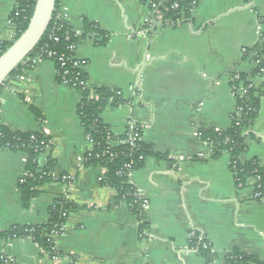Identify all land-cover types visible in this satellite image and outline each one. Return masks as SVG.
<instances>
[{
	"label": "crops",
	"instance_id": "0c3cea01",
	"mask_svg": "<svg viewBox=\"0 0 264 264\" xmlns=\"http://www.w3.org/2000/svg\"><path fill=\"white\" fill-rule=\"evenodd\" d=\"M17 6V0H0V43L14 38ZM60 6L77 36L86 23L106 36L98 45L96 34L87 35L73 53L84 63L89 89L108 90L122 101L103 110V124L115 136L130 122L139 124L141 141L172 163L147 158L129 174V184L147 202L141 223L124 203L108 209L115 193L99 185L104 170L83 167L93 145L77 115L81 94L57 82L52 61L34 60L2 88L0 124L49 138L39 164L51 155L55 180L39 188L24 210L17 184L26 155L0 150V231L45 224L49 207L63 197L82 210L70 213L52 240L74 264H226L234 250L264 263V199L256 198V181L236 186L229 155L210 159L199 139L200 130L230 128L236 111L232 74L254 69L250 59L242 60L244 51L262 46L264 58V0H196L180 25L147 34L140 32L152 13L141 0H60ZM251 81L264 93V73ZM246 133L241 160L264 167V97ZM194 234L210 244V261L192 249ZM0 257L13 264H70L49 258L29 239L0 240Z\"/></svg>",
	"mask_w": 264,
	"mask_h": 264
},
{
	"label": "trees",
	"instance_id": "16d2710c",
	"mask_svg": "<svg viewBox=\"0 0 264 264\" xmlns=\"http://www.w3.org/2000/svg\"><path fill=\"white\" fill-rule=\"evenodd\" d=\"M165 2L167 11L163 14V23L176 27L181 24L183 16H188L194 7L196 0H161ZM17 9L11 15V25L15 35L12 42L0 43V56L17 40L27 29L29 20L33 14L35 0H17ZM177 4V9L170 10V6ZM60 0H56L52 21L47 28L41 41L28 56V58L13 71L6 79L3 87L20 77L23 71L32 67L36 59L50 60L56 69L57 82L67 81V86L77 90L81 94V101L77 107V115L84 130V134L93 145L91 152L85 155L83 167H100L105 173L99 180V185L111 189L115 194L108 204V209H113L124 203L137 221L141 223L143 212L141 199L137 190L129 184V174L142 167L147 158L155 159L168 164L172 161L166 154L157 153L152 146L144 144L141 140L133 144H121L126 138L128 131L121 136H115L109 128L103 124L100 116L107 106L118 107L122 104L119 96L105 89H89L86 85V77L82 71L84 63L71 60L74 54L68 49L70 45L75 47L81 43L87 35L96 34L103 45L106 36L92 24H85V33L77 36L63 20L58 18ZM54 38L58 41L54 42ZM68 38L66 41L65 39ZM51 54V56H49ZM59 59L63 60L64 66L60 67ZM255 64L254 69L248 74L233 73L231 77V90L236 100V111L231 116V126L225 131L200 130L199 139L211 151L210 159H218L223 153L229 155V169L238 187H244L248 179L256 181L255 195L258 200L264 199V167L257 160L243 162L242 155L246 151L245 139L247 130L253 126L257 119L260 101L264 93L255 88L251 79L261 77L264 73V58L262 46L247 49L243 53L242 60H249ZM66 73V74H65ZM237 77V78H236ZM243 90V95L237 92ZM91 95L97 96V100H91ZM38 118L39 115L33 110ZM117 144L111 148L110 144ZM50 140L43 133H15L0 124V150L21 152L26 155L25 173L17 184L22 208L29 210L31 202L38 196L39 188L53 182V172L56 166L51 155H47L44 166H40V157L49 149ZM82 208L69 203L65 198H57L48 209V219L43 225L16 226L8 231H0V240L11 242L19 239H29L37 245L49 258H65L70 264L75 259L57 251L52 236L59 232L65 224L70 213L81 211ZM143 229L144 225L140 224ZM192 249L199 255L211 260V246L200 234H194L190 239ZM226 264H264L259 259L249 256L239 250H234L226 258ZM0 264H13L7 257H0Z\"/></svg>",
	"mask_w": 264,
	"mask_h": 264
},
{
	"label": "water",
	"instance_id": "95a60500",
	"mask_svg": "<svg viewBox=\"0 0 264 264\" xmlns=\"http://www.w3.org/2000/svg\"><path fill=\"white\" fill-rule=\"evenodd\" d=\"M55 5L56 0H35L33 14L27 29L0 56V88L41 41L52 21Z\"/></svg>",
	"mask_w": 264,
	"mask_h": 264
},
{
	"label": "built area",
	"instance_id": "2783aa9c",
	"mask_svg": "<svg viewBox=\"0 0 264 264\" xmlns=\"http://www.w3.org/2000/svg\"><path fill=\"white\" fill-rule=\"evenodd\" d=\"M141 1H142L143 4H145L150 9L152 15L145 22V25L142 28L140 34H147L149 32L151 33L154 28L161 27V26L165 25L163 23V14H162L164 11L168 10L167 7H164L165 2H163L161 0H141ZM177 8H178V5L177 4H173V5L170 6L169 9L170 10H172V9L174 10V9H177ZM58 18L60 20H63L64 22H66V19H67V16H66V13H65V9L62 8L61 6H60V9H59V12H58ZM166 25H168V24H166ZM65 40L67 41L68 38H66ZM57 41H58V39L54 38V42H57ZM68 49L72 53H74L75 45H73V44L70 45ZM49 56H51V54H49ZM36 60H40V59H36ZM71 60L77 61L74 57H72ZM58 62L60 63V67L64 66V63H63L62 59H59ZM256 64L257 63L254 64V67L256 66ZM61 84H64V85L67 86L68 82L63 80V82ZM89 98L91 100H97V96H95V95H91ZM125 130L128 131L127 138L123 142H121V144H123V145L124 144H133L134 142L141 140L142 127L139 124H136L134 122H130L127 125V128ZM116 146H117V144H115V143H111L110 144L111 148H114ZM104 173H105V171H104ZM140 199H141V209H142V212H143V210H145V208L147 206V202L144 199H142L141 197H140Z\"/></svg>",
	"mask_w": 264,
	"mask_h": 264
}]
</instances>
